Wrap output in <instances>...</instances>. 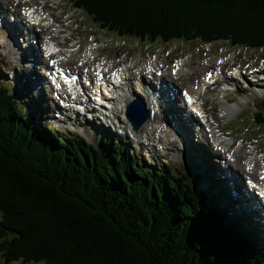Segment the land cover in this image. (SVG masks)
Segmentation results:
<instances>
[{"label": "trees", "instance_id": "1", "mask_svg": "<svg viewBox=\"0 0 264 264\" xmlns=\"http://www.w3.org/2000/svg\"><path fill=\"white\" fill-rule=\"evenodd\" d=\"M72 1L117 37L264 46V0ZM14 105L0 89L6 262H30L28 255L40 252L33 261L45 264H261L225 208L216 203L201 212L206 194L141 168L112 144L97 147L75 135L60 142L35 131Z\"/></svg>", "mask_w": 264, "mask_h": 264}, {"label": "rangeland", "instance_id": "2", "mask_svg": "<svg viewBox=\"0 0 264 264\" xmlns=\"http://www.w3.org/2000/svg\"><path fill=\"white\" fill-rule=\"evenodd\" d=\"M0 1L2 2L1 6L3 7V11L5 12V14L8 12L10 13L11 10L9 9L11 6L9 4L6 5L7 0H4L5 2L3 0H0ZM21 1L26 3V5L21 6V9L22 7L30 8L31 6L32 7L35 6V7L41 8L45 6L46 10L52 14L51 16H53V19L58 22L57 25H59L60 27L62 26L64 27L62 29L63 33L61 35V38L57 39V43L59 47L62 48V50L67 51V49H69V51H72L74 46L76 47V44H79L80 46L88 45L91 48L93 46V48L94 49L96 48V51L99 52L98 57L96 58L95 66L100 64L103 67H107V65L110 64L111 66L109 67L111 69L115 67V71L116 69L123 68V67L129 70V68L135 67L136 64L138 63L136 68H134L135 70L134 72L136 74L144 73V72H147V69H151V67L150 68L147 67L148 64L153 61H157L158 59L157 62L159 65V71H153L151 74H155L154 76H156V75H159V72L161 71V73L163 74L162 76L163 78H165L168 81L171 78L173 81L176 80L175 83L177 85H181L183 83V78H181L179 75L170 76L169 74L171 71V68H170L171 63L178 61L180 58H181L180 61H184L185 66L189 69L190 73L194 72V70L197 68L207 67L206 72L214 70L215 68L219 67L215 62V60L219 57L221 58L224 57V58H227L228 60L232 59L231 61H229V65L227 66L226 71H228V69L231 68V66L233 65H240L242 67L247 68V65L256 66L258 64H261L262 61L264 60V49L258 50V51H249V50L240 49L237 47L228 48V45L224 43H219L215 46L213 44L204 46L198 42L188 43V44L181 43V42H174V43L167 44V45H160L157 43V44L147 45L140 41L132 40L134 38L127 39L128 37H125L126 39H120V38H117L116 36L108 35V34L101 32L96 26L92 24L90 19L86 15L81 13L80 11H75V10L72 11L71 5L67 2V0H40L38 3H35L34 5L29 2L27 3V1L29 0H21ZM69 19H72V21H70ZM64 37H68V38H64ZM71 47L72 49L70 50ZM5 52L6 54L8 53V51H5ZM153 58H157V59H153ZM148 59H152V61L147 64ZM227 61L222 66L223 69L221 70L226 69L225 66L227 65ZM9 62H10V59L8 57L3 58L2 56H0V71L3 73L0 76L3 77L5 73L7 77H5L4 82H7L8 84H10L7 86L9 88L10 87L12 88L14 94L17 95V98L22 101V105L28 107L32 111H35L36 109L35 115H38L37 112H40L41 116H44L47 111L52 112L55 109V104L51 103V101L48 99H46L45 102L43 103V99L46 97V95L48 96L49 90L47 88H44L45 91H43L42 93H46V95L45 94L39 95L37 94V90L34 89L32 86V84H35L39 81V79L37 78V75L42 73L41 69L43 66L35 67L31 69L30 67H28V65L30 64L29 62L28 63L20 62L16 65H14V63H9ZM107 62L109 64H107ZM42 64H45L47 66V62H44ZM73 65H76V64L74 63ZM46 66H45V69H46ZM92 66L94 65H88L87 67H78V65H76L75 67L87 69V68H92ZM235 69H240V68H235ZM249 69L251 68L249 67ZM104 72L105 74H107L108 71L106 70ZM13 75L17 76L15 83H14V80L11 79ZM31 77H35V80L32 79ZM195 77H197V80L200 79L199 74L194 76V78ZM0 80H4V77L3 79H0ZM172 85L175 86L174 83ZM181 86H183V88H186L184 87L183 84ZM179 95H180V99L184 101L181 94ZM218 96L219 95L209 97L207 99L206 107L214 110V107L216 105H223V104L217 103ZM36 104L38 105L37 107L35 106ZM228 104H229L228 106L237 105V104L244 105V106H241L239 109L242 115L238 117L237 119H235L231 124L223 125V130L229 133L232 138H237L241 140L257 139L258 145H256V147H258V149H260L261 151L264 150V125L257 126L254 123L255 114L252 113V112H256L257 108H260V112L264 115L263 101L252 102V99H248L247 101V97L245 95H242L240 91L238 90V91H235L233 95H229ZM223 106H227V105H223ZM211 114L215 116L214 112H212ZM219 115H222V114H219ZM41 121H42V118L41 119L39 118L40 124H41ZM224 122H225L224 120L220 122V125H222ZM153 125L159 127L160 122L158 123V121L151 120L149 121L148 128ZM77 127L79 131L82 133V135L89 142H93L94 137H96V141H98V138H100L99 137L100 131L97 128V126H95V124H92L91 126H89L87 123H81ZM36 129L40 130L42 128L37 126ZM58 130L62 131V129H58ZM145 132L144 131L139 132L136 135L133 134L132 137H129V139L125 140V143L127 144L129 143L127 146L132 148L133 155L140 162H142L143 155H147L149 153L154 152L155 153L154 158L156 159L154 161L157 163V161H159L162 157L165 158L166 156H168L166 153H164V155L158 154V152L156 153V149H155V146L157 144L156 139L157 137L160 136L159 135L160 133L157 130V132L154 131V134L152 136L149 135L148 137V136H144ZM222 141L224 144L230 146V151H238L239 154L242 155V160H244L246 157L250 158L251 156L252 157L254 156L253 154L251 155L250 152L246 151L247 149H249V147L248 148L245 147L246 150L241 146H238L237 148L233 149V145L231 144L232 143L231 139L229 141H225L222 139ZM209 144L211 146L210 153L212 154V156H216L217 158H214L211 162V164H214V166L208 164L207 167L209 169L214 168L217 178L219 179L220 177H222V173H220L216 169H220V171H223L225 166L226 168L228 167V164L223 163V160L221 159H224V158L216 155V152H215L216 149L213 151L214 146L212 144V141ZM145 146L149 148L151 147V149L146 150L144 149ZM175 146H177V144ZM197 153L202 157L201 149L197 148ZM190 154H194V153L191 152ZM257 156L258 155H256V157ZM196 157L195 158L190 157L189 153H187V158L190 161H196L198 159L197 154H196ZM168 159L172 160L170 162V165L168 166L163 165L162 168H165L168 170H173V168H177L178 170L184 169V170L193 171L192 166H190L189 164H186L184 161L181 162L180 154H177L175 151L171 153ZM159 164H162V163L160 162ZM231 166H234L233 163H231ZM144 167L147 168V166H144ZM234 168L236 169L235 166ZM214 170L211 171L210 174L216 177L214 174ZM239 173H242V171H239ZM223 183L224 181H218L217 184L222 185ZM223 205L224 204H220L222 208H223ZM235 206L237 205H234V208ZM243 212L247 213V210H243ZM255 240L257 243L260 242V240H257V239ZM258 248L264 254V249H261L260 245ZM44 255L45 253L38 252V253H31L28 256L34 260Z\"/></svg>", "mask_w": 264, "mask_h": 264}, {"label": "bare ground", "instance_id": "3", "mask_svg": "<svg viewBox=\"0 0 264 264\" xmlns=\"http://www.w3.org/2000/svg\"><path fill=\"white\" fill-rule=\"evenodd\" d=\"M7 2H6V5L9 4L11 6L10 8L14 9L15 12L19 15V18L22 21H24L25 17L23 16L24 14L23 15L21 14V8H20V6H23L24 3L21 2V1L19 2V0H7ZM1 4H2V2L0 1V22H4L1 19L2 18L1 14L4 13L3 7L1 6ZM14 5L19 6L18 12L16 10L17 8ZM36 15L38 16L39 14L33 15L32 16V20H34ZM51 19H52L51 14H48V20L47 21H49ZM5 22L8 23L10 21H5ZM44 22H46V20H43L41 22L42 25H38L36 27H31V34L36 35L39 38V40L42 39L41 46L43 44H46V46L50 47V44H53L55 49H57V54H55L54 57H51L50 61H53V60L56 61L57 60L56 57L61 56L62 58H60V59H64L63 62L66 65H72L74 63H77L76 65H78V66L79 65H83V67H87L88 65H94V66H92V70L91 71L84 70V73L86 72L89 75L88 79L85 82L91 83L92 86H93V85H95L98 82L99 76H102V77L106 78L108 81H111L109 83L112 84L113 86H112V88H108V89H110V91L114 95V93L116 92L117 88L120 86L119 84H116L114 81H112V78L117 73V72H115V67L113 69H111L109 67L111 65L108 62H107V64H109V65H107V67H103L100 64L95 66L96 58L98 57V53L99 52L96 51L93 48V46L91 48L88 45L87 46L86 45L85 46L82 45V46H80L79 49H77V47L74 46L75 50H72V51H69L68 49H67V51H64V50H62V48L59 47V49H60L59 50L57 48L58 44L57 45L55 44V39L57 38L58 35H61L62 29L64 27L63 26L59 27V26L53 25V26H50V28H44L43 27V23ZM54 28L59 29V31H57ZM38 29H40L41 32L37 33ZM18 30L19 29H17L16 32ZM49 30H50V32H49ZM8 35L9 34L4 32V30H0V42H2L3 45H7V41L6 40H8ZM12 50L13 49H10V48L5 49V51H8V53H10ZM219 59H222V58L221 57L217 58L215 60L216 64H217ZM148 65H152L151 69H147L148 73L151 74L153 71H159V65H158L157 61H153V62L149 63ZM206 68H197V69L194 70V72L190 73L189 69L185 66V63L182 62V65L180 66V69L178 70L177 75H176V76L179 75L181 78H183V83L182 84L184 85V87L187 88L188 93L192 94L193 96H195L197 98V101L199 100V98H201V94H200L199 90H194L193 89V85H194L193 83L197 79V77L194 78V76L199 74L200 77H203L205 75V73H206V70H207ZM46 70H48V62H47ZM105 70L108 71L107 72L108 75L107 74L106 75L105 74H100L101 72H103ZM239 70H242V69L240 68ZM221 71H222V75L223 76L218 77L219 79L228 78V79L232 80V77L230 75H228L227 72H225L224 70H221ZM122 74L126 75V73L123 70H122ZM234 74L236 76H238L237 73H234ZM140 75H143V76L147 77V74H144V73H138L137 74V76H140ZM170 76H172V75L170 74ZM172 78H174V77H172ZM153 81H157V77L156 76H153ZM238 81H234V85H237ZM202 82H203V80L201 82L197 83V85H199ZM105 90H107V88H105ZM223 91L225 92V90H223ZM152 95L153 94H147L146 96H144L146 98V100L150 104V106L147 107L148 110L150 111V115L148 114V116H150V118L147 121V123L142 127V129L139 131V132H143V131L145 132V130H146L144 136H148V137H149V135L152 136L154 134V131L157 132V130L161 134L162 133V123H163L164 118H172V116H173V114L169 110H165V111L161 112L160 114H156V110L154 108L156 107L157 102H156V98L154 96H152ZM222 96L226 97V94L222 93ZM126 102H127L126 98L124 100H121L120 103L116 106V108H115V110H114V112L112 114L114 119L118 120V123H122V124L125 123L123 110L125 108ZM121 108H122V111L120 110ZM152 109H154L153 111L156 114L154 116H153V113L151 114ZM184 111L187 114L189 113L187 111V109H186V106H185ZM151 120L152 121H158V123L160 122V126L158 127V126H154L153 125V126L148 128L149 121H151ZM173 124H175V122H170V124H169V130L170 131L174 130ZM184 124L186 125L187 122H184ZM221 138H222L221 136L216 137L214 139V141H212V144H213L214 147H216V151H215L216 155L221 156L222 158H224V155L230 153L231 151H230V146L224 144ZM164 144L166 145L167 143L164 142ZM186 144L182 145L183 149H185L187 146H189V142L187 141ZM190 153H189L190 157H194V158L196 157V153L195 152H193L194 154H190ZM251 155H252V153H251ZM263 161H264V158H261V157H258V156L256 157V155H254L253 157L251 156L250 158L246 157L244 160H242V155H240L238 151H233L232 152L231 162L227 163L228 164L227 168L231 169V170H228V172L229 171H231L233 173L235 172L234 174L236 176H239V175L240 176H247V179L248 178H250V179L257 178L260 175L261 166L263 164ZM231 163H233V165L236 167L237 170L242 171L243 174L239 173V171H237L234 168V166H231ZM252 164H254V167L251 169V165ZM226 175H227V173H226ZM240 176H239V178H241Z\"/></svg>", "mask_w": 264, "mask_h": 264}]
</instances>
